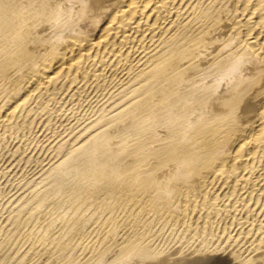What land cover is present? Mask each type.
I'll use <instances>...</instances> for the list:
<instances>
[{"label": "bare ground", "instance_id": "bare-ground-1", "mask_svg": "<svg viewBox=\"0 0 264 264\" xmlns=\"http://www.w3.org/2000/svg\"><path fill=\"white\" fill-rule=\"evenodd\" d=\"M241 54L242 76L209 88ZM37 123L66 158L0 235L26 209L32 222L43 204L63 206L46 182L88 148L74 172L83 184L68 178L75 189L60 199L73 200L71 216L49 219L78 235L81 253L66 259L71 244L32 240L34 227L18 264L41 251V264H104L114 250L112 264H127L218 243L238 264H264V0H0V155Z\"/></svg>", "mask_w": 264, "mask_h": 264}, {"label": "rangeland", "instance_id": "rangeland-1", "mask_svg": "<svg viewBox=\"0 0 264 264\" xmlns=\"http://www.w3.org/2000/svg\"><path fill=\"white\" fill-rule=\"evenodd\" d=\"M36 125H38V126H40V129L38 128V126L36 127L37 128V131H36V133H34L33 135H34V137L33 136H31V141H29V143L28 142H21V141H18V142H16V143H14L13 144V146L11 147V148H8L7 150L6 149H4L3 151L4 152H1V155H0V224L1 223H3L5 220H6V218H7V216L10 214V212H11V210H12V208H15V207H18V203H16L17 202V200L19 201V203L21 202V200L23 201V200H28V197H26V194L29 196V199L31 198L32 199V191H33V189L32 188H34V185L36 184V182L39 180L40 181V179H41V177H39V176H41L42 175V178L46 175H44V173H46V170H47V173H48V171L50 170L49 169V167L50 168H52V167H54V166H56V165H58L60 162H62L63 161V158H66V154H65V151H63L64 153H62L61 152V154L60 153H57V143L59 142V140H56V139H54L53 137H52V135H53V133H51V131H49L48 130V132L46 131V128H45V126L46 125H44L43 123L41 124H39V123H37ZM42 125V126H41ZM43 125H44V127H43ZM38 132H41L40 134L38 133ZM45 133V134H44ZM51 135H50V134ZM37 134V135H36ZM40 135V136H39ZM50 135V136H49ZM38 136V137H37ZM38 138H39V140H38ZM47 138H49L48 140H45V139ZM35 139V140H34ZM41 139H44V140H42L41 142H40V140ZM55 140V141H54ZM38 141H39V143H38ZM43 141H45V142H43ZM50 142V144H49V142ZM20 142V143H19ZM47 142V143H46ZM18 143V145H16ZM40 143H43L42 145L40 144ZM45 143V144H44ZM56 143V144H55ZM55 144V145H54ZM21 145V146H20ZM30 145H32V146H30ZM27 146V147H26ZM35 146H36V148H35ZM66 146V145H65ZM64 146V149L66 150H68V148H69V145L67 144V146L65 147ZM15 147V148H14ZM41 147V148H40ZM68 147V148H67ZM11 149V150H10ZM15 149H19V151H17V153L15 152L16 150ZM27 149V150H26ZM36 149H37V151H36ZM14 150V151H13ZM25 150V151H24ZM87 150V151H86ZM85 151H84V156L83 155H81V157L83 156V158H81L80 156V158H77V159H75L76 157H74V159L75 160H78L79 161V159H80V163H78V161L76 162V165L74 164L75 162H74V159L73 158H71V160H70V162L71 163H73L72 165L70 164V162H68L69 160H66V162H64L67 166L65 167L64 165V167H65V169H64V167H62L61 168V170H63V171H66V172H63V171H56L57 173L56 174H52L51 176H50V181L48 182H46V184L48 183H50L51 182V186H54V188H56V186H65L64 187V189L63 188H60V190L62 191V192H60V190H59V188L57 189H55V191H54V189H52L51 188V186H50V184L48 185L47 184V189H51L52 190V197L54 198V200L56 199V201L59 199V207H60V205H61V203L63 202L64 203V205H65V202L67 201V204L69 205H72V203H70V202H73V200H70L69 201V199L67 200V199H65L64 198V201H61L60 202V199H62L63 197H62V195H64L65 196V193L64 192H69L70 193V190L72 191L73 189H75V187H74V185L76 186V187H79V185H82L83 184V182H81L82 180H78V178H77V175H79L80 174V172L82 173L83 172V170L86 168V167H84V166H86V165H84L85 163L87 164V161L85 162L84 160H87L86 158H87V156H86V158H85V154H88V156L90 155L89 153H90V150L87 148ZM8 151V152H7ZM10 151H12V152H10ZM10 152V153H9ZM86 152V153H85ZM6 153V154H5ZM14 153H16V154H14ZM22 153V154H21ZM10 154V155H9ZM13 154V155H12ZM32 154V155H31ZM5 155V156H4ZM8 155V156H7ZM19 155V156H18ZM24 155V156H23ZM26 155V156H25ZM16 156V157H15ZM17 156H18V158H17ZM13 157H15V158H13ZM73 159V160H72ZM9 160V162H7ZM21 160V161H20ZM23 161V162H22ZM29 161V162H28ZM41 161V162H40ZM43 161V162H42ZM83 161V162H82ZM6 162H7V164H6ZM57 162H59V163H57ZM41 163H43V164H41ZM53 163H54V165H53ZM77 163H78V166H77ZM83 165H82V164ZM21 164V165H20ZM45 164V165H44ZM68 164H69V166H68ZM5 165H7V166H5ZM9 165V166H8ZM23 165V166H22ZM32 165V166H31ZM71 165V166H70ZM73 165L74 166H76L77 168H74L75 170H73ZM80 165V166H79ZM82 165V166H81ZM88 165V164H87ZM34 166H35V168H34ZM40 166V167H39ZM25 167V168H24ZM28 167V168H27ZM47 167V168H46ZM71 167V168H70ZM79 167V168H78ZM83 167H84V169H83ZM46 168V169H45ZM66 168L67 169H72L73 171H71V170H66ZM107 169H106V171H109V169H111L112 167H106ZM22 169V170H21ZM27 169V170H26ZM49 169V170H48ZM76 169H83V170H81L80 172H79V170H78V173L76 172L77 170ZM86 170V169H85ZM84 170V171H85ZM1 171H4V172H1ZM11 171V172H10ZM71 171V172H70ZM9 172V173H8ZM36 172V173H35ZM74 172L77 174H74ZM27 173V174H26ZM41 173H43V174H41ZM59 173L61 174V175H59ZM71 173H73L72 175H71ZM3 174H4V176H3ZM6 175V176H5ZM17 175V176H16ZM24 177H23V176ZM44 175V176H43ZM73 175H75V176H73ZM38 176V177H37ZM59 178H58V177ZM3 177H5V178H3ZM52 177V178H51ZM58 178V180H64V178H65V180L66 181H64V185H62V183H63V181H61L60 183H59V185H54V184H56L55 182H57V184H58V182L59 181H57V179L56 178ZM79 177V176H78ZM8 178V179H7ZM40 178V179H39ZM56 180H55V179ZM68 178H71V180H72V178H73V180H77L76 182H74L73 180V183L72 184H74V185H72V184H70L68 181H71L70 179H68ZM74 178H76V179H74ZM92 178H94V177H92ZM37 181H36V180ZM54 181V184H53V181ZM68 179V180H67ZM86 180H88V181H86ZM85 181H84V183L85 182H89L90 180L87 178ZM22 181V182H21ZM33 181V182H32ZM36 181V182H35ZM78 181H79V184H78ZM2 182V183H1ZM65 182H66V184H65ZM28 183V184H27ZM34 183V184H33ZM67 183H69V184H67ZM80 183H82V184H80ZM61 184V185H60ZM78 186H77V185ZM6 188H5V187ZM33 186V187H32ZM43 186V185H42ZM42 186H40V187H42ZM69 186V187H68ZM72 186V187H71ZM74 187V188H73ZM67 188H68V190H67ZM71 188V189H70ZM25 189V190H24ZM30 191H29V190ZM42 189H43V187H42ZM27 190V191H26ZM32 190V191H31ZM63 190H65V191H63ZM29 191V192H28ZM57 191L60 193H57ZM2 192H4V193H2ZM12 192V193H11ZM26 192V193H25ZM67 192V193H68ZM7 193V194H6ZM31 193V194H30ZM57 195H56V194ZM62 193V194H61ZM64 193V194H63ZM9 194V195H8ZM56 196H58L57 198H55V195ZM59 194V195H58ZM3 195H5L4 197H3ZM8 195V196H7ZM20 195V196H19ZM24 195V196H23ZM31 195V196H30ZM60 196H61V198H60ZM51 197V198H52ZM20 198V199H19ZM11 201V202H10ZM15 201V202H14ZM68 201H69V203H68ZM16 203V204H15ZM62 203V204H63ZM8 204V205H7ZM61 205V207L60 208H65V207H67L68 205ZM12 205V206H11ZM52 206L50 205V207L46 204V206L43 204L42 205V208H41V210L39 211V213H40V215L39 214H36L35 216L33 215V219L34 220H32V222H31V219L32 218H29V216L31 217L32 215H28V211H27V209L26 210H24V211H26L25 213H24V211H23V213H22V217H21V219L23 220V222H22V220L20 219V224H21V226H22V228L20 229V224L18 223V224H15L14 226L12 225V226H9V228L7 229V230H5V232L7 231V233L11 230V228L13 229V230H11L12 232H10V234L8 233L7 235H6V233H4L3 235H0L1 237H0V261L2 260V261H5V262H0V264H9V263H11V264H18L21 260H18V259H21V257H23L22 255H25L26 254V252L31 248L30 246H31V244H30V242H32V241H29L28 243L26 242V244H25V242L24 241H26L25 239H26V235H28V232L30 233V231L32 230V229H34V227L36 228L35 229V233H34V235H32V240H33V238H36V236L38 235V237H40V238H42V236L44 235L43 233H45V235L47 234H49L48 235V237H46V236H43L44 238L43 239H45V238H47V239H45V241H47V242H51L52 240V238H53V236L55 237V239H57L56 241H59V242H62L63 241V243H67V244H71L70 246L72 247V249L73 250H71L68 254H67V257L68 258H66V259H68V260H73V259H75L80 253H81V249H78L76 246H78L77 244H78V239H79V237H77L76 239H74L76 236H78V235H76L75 233H73L72 232V234L71 235H69L68 233H71V231H69V229H68V226L66 225V228L68 229V231H67V229H65V227H63L62 228V226L58 223V220H55L54 222L52 221V220H54V219H57L60 215H62V213L61 212H63V215L64 216H67V217H70L71 216V214H70V212H71V210H72V208L71 207H73V206H68L69 207V209L67 208H65V209H60V208H58V207H56V209L58 208V210H56V209H54L55 211L53 212L52 210V208H51ZM6 208H9V209H6ZM46 208V209H45ZM48 209H49V211H48ZM52 209V210H51ZM45 210V211H44ZM50 210H51V212H53L54 214H56V213H58L57 215L58 216H56V215H54L53 213H51L50 214ZM61 210V211H60ZM70 210V211H69ZM47 211V212H46ZM56 212V213H55ZM66 212H69V213H66ZM4 213V214H3ZM65 213V214H64ZM2 214V215H1ZM42 214L44 215V216H47L48 214V216L47 217H45V219L47 220H45L44 221V216H42ZM46 214V215H45ZM67 214V215H66ZM27 215H28V217H27ZM39 215V218L37 219V216ZM62 215V216H63ZM52 218H54V219H52ZM57 217V218H56ZM4 218V219H3ZM25 218H29L30 220V223H28L27 221H24L25 220ZM52 219V220H49V219ZM42 219V220H41ZM3 220V221H2ZM26 220H28V219H26ZM40 220V221H39ZM39 221V222H38ZM48 221H49V225L51 224V222L53 223V225H54V223L57 221V224H55L56 225V227L58 228H54V226L52 227L51 226V229H50V232L48 233V231L46 232V226H49L47 223H48ZM51 221V222H50ZM22 222V223H21ZM24 222H25V224L26 223H28V224H26V225H30V226H26V225H24ZM33 222H37L36 224H35V226H34V223ZM46 222V223H45ZM38 223H41V224H38ZM43 223V224H42ZM45 223V224H44ZM23 224V225H22ZM33 224V225H32ZM16 225H18L17 227H16ZM39 225H41L42 227H39ZM32 226V227H31ZM19 228V231H18V229L17 230H15V228ZM25 227V228H24ZM45 227V228H44ZM28 228H29V231H28ZM32 228V229H31ZM38 228H39V230H40V228H41V231H39L38 230ZM60 228V229H59ZM23 229H25V231H23V233H22V230ZM62 229V230H61ZM38 230V231H37ZM52 230H53V232H52ZM55 230V231H54ZM58 230L60 231V232H58ZM65 232H64V231ZM14 231V232H13ZM18 231V232H17ZM38 232V233H37ZM40 232V233H39ZM41 232H42V234H41ZM52 232V234H50ZM54 232H55V234H54ZM56 232H57V234H56ZM13 233V234H12ZM16 233H19V235L17 236L16 235ZM22 233V234H21ZM27 233V234H26ZM61 233V234H60ZM62 234H64V235H62ZM74 234V236L73 237H71L72 235ZM9 235V236H8ZM15 236V238L13 239V237L11 238L10 236ZM20 235H25V236H21L20 237ZM51 235V236H50ZM67 235V236H66ZM7 236V237H6ZM50 236V237H49ZM59 238H58V237ZM60 236H63L62 237V239H60L61 237ZM65 236V237H64ZM6 237V238H5ZM10 237V239L11 240H9L8 238ZM19 237H20V239H19ZM37 237V238H38ZM67 237V238H66ZM70 237V238H69ZM50 239V241H49V239ZM63 238H64V240H63ZM4 239V240H3ZM6 239V240H5ZM17 239V240H16ZM58 239H60V240H58ZM66 239V240H65ZM68 239H72L71 241L69 240V243H68ZM8 240V241H7ZM13 240V241H12ZM53 240H54V238H53ZM76 240V243H74V241ZM9 242V243H8ZM13 242H14V244H13ZM73 242V243H72ZM2 244V245H1ZM5 244V245H4ZM48 244V243H47ZM75 246H74V245ZM17 245V246H16ZM30 245V246H29ZM6 246V247H5ZM21 248V249H23L22 250V252H21V250L19 249V248ZM29 247V249L27 250V248ZM12 248V249H11ZM14 248V249H13ZM7 249V250H6ZM75 249V250H74ZM78 249V250H77ZM14 251V252H13ZM38 251L40 252L41 250H39L38 249ZM118 250H116V253H118L117 252ZM20 252V253H19ZM72 252V253H71ZM114 252H115V250H114ZM113 251H112V253H113V255H111V254H109V257H106V259L107 260H105L104 261V264H112V261H114L115 260V258H116V256H117V254L116 253H114ZM17 253H18V256H17ZM24 253V254H23ZM42 253V251L39 253V255H37L35 258L37 259V258H39V257H41L40 256V254ZM9 254V255H8ZM11 254V255H10ZM72 254V255H71ZM74 254V255H73ZM42 255V254H41ZM71 255V256H70ZM76 256V257H75ZM69 257H70V259H69ZM73 257V258H72ZM110 257H113V258H110ZM63 256L61 257V259H60V262H59V259L56 261L55 260V262L56 263H54V261H51L50 262V264H67V260L65 259ZM9 259V260H8ZM36 259H34V260H32L33 261V263H32V261H28V263L27 264H41V263H39ZM110 261H109V260ZM7 260H8V262H7ZM62 260V261H61ZM63 260H66L65 261V263L63 262ZM19 261V262H18ZM35 261V262H34ZM48 264V263H47Z\"/></svg>", "mask_w": 264, "mask_h": 264}, {"label": "water", "instance_id": "water-1", "mask_svg": "<svg viewBox=\"0 0 264 264\" xmlns=\"http://www.w3.org/2000/svg\"><path fill=\"white\" fill-rule=\"evenodd\" d=\"M127 264H238L222 243Z\"/></svg>", "mask_w": 264, "mask_h": 264}, {"label": "clouds", "instance_id": "clouds-1", "mask_svg": "<svg viewBox=\"0 0 264 264\" xmlns=\"http://www.w3.org/2000/svg\"><path fill=\"white\" fill-rule=\"evenodd\" d=\"M56 42L63 43L62 34ZM226 47H228V45H226ZM247 62V57L243 54L233 57L230 63L228 64L227 68L215 75L213 85H209V88H212L214 86L215 89L218 90L221 86L231 85L235 83L236 80L242 76L243 70L246 67Z\"/></svg>", "mask_w": 264, "mask_h": 264}]
</instances>
